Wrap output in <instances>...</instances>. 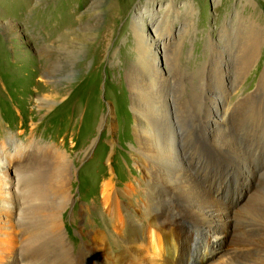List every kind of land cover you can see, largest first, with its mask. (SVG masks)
Masks as SVG:
<instances>
[{
  "label": "bare ground",
  "instance_id": "6f19581e",
  "mask_svg": "<svg viewBox=\"0 0 264 264\" xmlns=\"http://www.w3.org/2000/svg\"><path fill=\"white\" fill-rule=\"evenodd\" d=\"M247 1L243 7L254 6ZM160 10L154 34L167 40L161 44L152 40L135 16L131 22L135 63L125 69L136 121L133 156L142 184L120 185L110 163L98 201L80 206L86 216L71 217L76 178L69 155L58 157L32 145L9 152L6 175L0 172V264H180L174 258L186 231L200 232L191 235L206 249L208 236H230L224 250L211 251L212 256L200 264H264V166L254 169L248 153L254 147L264 150V59L257 65L264 22L241 19L237 12L235 25L225 26L221 41L231 50L236 70L231 89L220 91L213 109L203 111L198 105L204 97L195 95L205 85L207 63L195 74L182 65L185 40L196 34V10L189 9L178 33L173 20L180 18L181 11L174 0ZM215 45L209 38V52H217ZM48 55L43 49V56ZM253 68L258 80L253 91L246 92L249 85L241 88ZM230 93L235 94V103L225 106ZM189 102L195 105L192 114ZM50 162V174L27 175L35 165ZM221 167L238 172L245 167L256 181L235 209L215 197L200 179ZM225 226L226 232L216 233ZM71 230L74 235L68 234Z\"/></svg>",
  "mask_w": 264,
  "mask_h": 264
},
{
  "label": "rangeland",
  "instance_id": "374dc122",
  "mask_svg": "<svg viewBox=\"0 0 264 264\" xmlns=\"http://www.w3.org/2000/svg\"><path fill=\"white\" fill-rule=\"evenodd\" d=\"M246 1L174 0L181 11L180 18L173 20L175 33L185 25L189 9L196 10L193 25L196 34L188 42L185 40L182 65L187 72L195 74L206 62L210 70L206 72L204 87L195 95L198 99L200 95L204 97L198 105L201 110H212L220 91L231 89L236 69L231 50L225 49L221 41L225 26L235 25L237 12L241 19L264 22V0H248L254 6L243 7ZM169 2L171 0H0L2 175L7 172L5 156L18 147L32 145L35 150L47 148L58 157L69 155L76 178L72 184L75 202L71 217L79 213L86 216L80 206L98 201L100 184L107 177L110 163L120 185L139 187L142 184V174L133 156L136 121L125 77V69L130 70L135 63L131 22L137 16L151 39L161 44L167 38H156L154 31L161 18L160 7L164 8ZM209 38L216 44L215 54L209 52ZM43 49L49 51L47 57L43 56ZM156 50L162 59L159 45ZM234 54L237 55V49ZM263 59L264 39L258 66ZM256 72L257 68H253L241 89L249 85L245 91H253L254 80H258ZM39 99H46L50 104L44 105ZM235 99L234 93L228 94L225 106L233 105ZM187 105L192 114L195 105L190 102ZM215 112L212 114L214 123ZM248 153L254 169H262L264 150L254 147ZM46 164L35 165L29 171L31 176L27 175L31 178L47 171L50 174L52 162ZM241 171L221 167L208 170L206 177L203 175L200 179L210 186L215 197L235 209L256 185L245 167ZM227 229L225 226L216 233ZM67 232L74 235L73 230ZM192 233L200 232L186 231L181 238V251L174 258L180 264H200L201 259L212 256L211 251L224 250L229 243L230 236L228 239L208 236L206 249Z\"/></svg>",
  "mask_w": 264,
  "mask_h": 264
}]
</instances>
